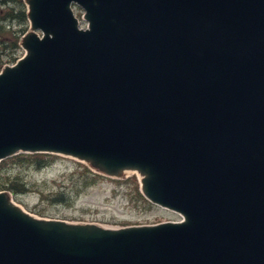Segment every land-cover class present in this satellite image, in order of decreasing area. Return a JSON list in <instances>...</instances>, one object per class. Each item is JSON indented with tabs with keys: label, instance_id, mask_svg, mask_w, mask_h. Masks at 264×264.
Listing matches in <instances>:
<instances>
[{
	"label": "water",
	"instance_id": "1",
	"mask_svg": "<svg viewBox=\"0 0 264 264\" xmlns=\"http://www.w3.org/2000/svg\"><path fill=\"white\" fill-rule=\"evenodd\" d=\"M25 3L26 54L0 73V164L137 173L182 220L37 218L1 191L0 264H264V0Z\"/></svg>",
	"mask_w": 264,
	"mask_h": 264
},
{
	"label": "rangeland",
	"instance_id": "2",
	"mask_svg": "<svg viewBox=\"0 0 264 264\" xmlns=\"http://www.w3.org/2000/svg\"><path fill=\"white\" fill-rule=\"evenodd\" d=\"M3 2L0 0V27L5 28L0 34V71L15 65L25 56L26 52L21 47L22 38L30 30L28 18L24 21L19 17H10L12 13L17 15L27 9L25 0ZM75 11L82 21V9L76 8ZM56 158L43 168L11 166L5 171L4 182L18 179L26 185V191L19 194L3 191L9 192L18 206L37 218L98 223L111 228L182 220L174 212L133 196L129 184L133 173H126L122 179L102 176L88 181L80 175L79 162L60 156ZM135 176L139 181L140 176Z\"/></svg>",
	"mask_w": 264,
	"mask_h": 264
},
{
	"label": "trees",
	"instance_id": "3",
	"mask_svg": "<svg viewBox=\"0 0 264 264\" xmlns=\"http://www.w3.org/2000/svg\"><path fill=\"white\" fill-rule=\"evenodd\" d=\"M3 1H4L3 3L6 4L13 0H3ZM26 12L27 10L17 15L12 13L10 14V17L12 18L19 17L25 21L27 19ZM78 15L80 16L81 14L78 12ZM4 31H5V28L1 26L0 34H3ZM56 157L57 156L48 155V154H33V155L22 154V155H18V156H15L13 158L3 161L0 164V191L8 190L15 194L23 193L26 191L25 189L26 185L24 183H20L18 179H16L15 181H12L11 178L9 177L11 182H9V180L8 182H4L3 178H4L5 171L8 170L11 166L14 167V166L29 165V166H36L38 168H43L51 164L52 162H54L57 159ZM80 167H81L80 175L83 179H86L88 181H95L102 177L101 175L95 174L87 166L81 163H80ZM129 184H130V187L132 188V193L134 194L133 196H135L136 198L140 200L147 202V200H145V198L142 196L140 192V185H139V182L136 176H133L129 180Z\"/></svg>",
	"mask_w": 264,
	"mask_h": 264
},
{
	"label": "bare ground",
	"instance_id": "4",
	"mask_svg": "<svg viewBox=\"0 0 264 264\" xmlns=\"http://www.w3.org/2000/svg\"><path fill=\"white\" fill-rule=\"evenodd\" d=\"M14 201V200H13ZM16 204V203H15Z\"/></svg>",
	"mask_w": 264,
	"mask_h": 264
}]
</instances>
